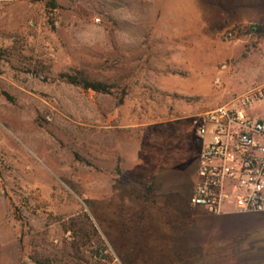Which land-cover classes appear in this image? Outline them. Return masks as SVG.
<instances>
[{
	"label": "rangeland",
	"instance_id": "obj_1",
	"mask_svg": "<svg viewBox=\"0 0 264 264\" xmlns=\"http://www.w3.org/2000/svg\"><path fill=\"white\" fill-rule=\"evenodd\" d=\"M230 5L0 0V264H101L96 246L122 264H248L264 250V211L225 208L217 241L191 228L198 123L264 82V32L228 38L243 12ZM75 69L111 92L61 78Z\"/></svg>",
	"mask_w": 264,
	"mask_h": 264
},
{
	"label": "built area",
	"instance_id": "obj_2",
	"mask_svg": "<svg viewBox=\"0 0 264 264\" xmlns=\"http://www.w3.org/2000/svg\"><path fill=\"white\" fill-rule=\"evenodd\" d=\"M255 28V27H253ZM245 25L227 33L241 36ZM264 103V82L230 102L205 112L198 123L203 140L198 183L190 202L211 214H221L227 205L239 213L264 211V117L249 113ZM105 256L110 250L101 251ZM107 264H122L114 256Z\"/></svg>",
	"mask_w": 264,
	"mask_h": 264
},
{
	"label": "crops",
	"instance_id": "obj_3",
	"mask_svg": "<svg viewBox=\"0 0 264 264\" xmlns=\"http://www.w3.org/2000/svg\"><path fill=\"white\" fill-rule=\"evenodd\" d=\"M228 1L231 3V8L232 9H240L242 10L243 12L241 14H236L234 15L233 13V18L231 19V21H229L230 24H233V25H243V24H262L264 25V19L261 18L262 16V13L261 11L259 10L260 7H262V4L261 2L260 3H257L256 0H225V2ZM227 5V4H226ZM251 89V88H249ZM249 89L245 90L248 91ZM244 93V92H243ZM256 106V105H255ZM255 106L249 110V113L251 115H253V112H257V110H255ZM255 116V115H253ZM256 117V116H255ZM173 140V139H171ZM176 140V139H175ZM172 142V141H171ZM176 144V143H175ZM202 148H203V145L202 147L200 148L199 152L197 153V157H196V162H197V168H196V177H197V180H196V184L198 183V166H199V157H200V153L202 151ZM175 148H171V151L167 153V159L168 161L171 160V154L173 153ZM169 168H170V164L167 166V168L165 169V172L163 171V173H166L169 171ZM167 179L171 180L170 178L166 177ZM155 184H158V183H155ZM191 199V197H190ZM189 204H190V207L192 210H195V211H199L198 213L193 214V222L191 225V228H193L194 230V233H197L199 234L200 238L201 239H215L216 241L219 239V237L222 235V219H224V217L226 215H224V213H221V214H211V213H208L205 209L201 208V207H193L191 205V202L189 201ZM227 207H231L232 208V211L233 213H238V214H243V213H239V212H236L234 210V208L230 205H227L225 208ZM205 213H208L205 215ZM232 213V212H230ZM152 214H153V211H152ZM191 232V231H190ZM234 235H237V233H235ZM233 235V236H234ZM217 254H220L222 255L221 257L223 258V253H217ZM247 260L249 261L248 264H264V250H262V248L260 247H254V249H250L248 250L247 254ZM245 254H239V262L240 261H243L245 260L246 258ZM244 264V263H242Z\"/></svg>",
	"mask_w": 264,
	"mask_h": 264
},
{
	"label": "trees",
	"instance_id": "obj_4",
	"mask_svg": "<svg viewBox=\"0 0 264 264\" xmlns=\"http://www.w3.org/2000/svg\"><path fill=\"white\" fill-rule=\"evenodd\" d=\"M53 9H57L58 5L55 1L50 3ZM237 26H242L237 25ZM255 27V28H253ZM264 32V27L261 24H246L245 30L241 33V36L255 35L260 36ZM61 78L66 82L75 86L81 87L87 91H94L97 93L109 94L112 90V85L106 79H98L93 75L89 74L85 70H71L61 74ZM107 248L102 246L93 247V256L101 264H107L104 260L108 259L109 256H105L101 251H105Z\"/></svg>",
	"mask_w": 264,
	"mask_h": 264
}]
</instances>
